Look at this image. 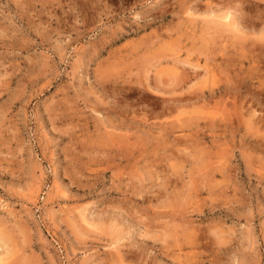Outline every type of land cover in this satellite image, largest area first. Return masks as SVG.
I'll use <instances>...</instances> for the list:
<instances>
[{"label":"rangeland","instance_id":"obj_1","mask_svg":"<svg viewBox=\"0 0 264 264\" xmlns=\"http://www.w3.org/2000/svg\"><path fill=\"white\" fill-rule=\"evenodd\" d=\"M0 264H264V0H0Z\"/></svg>","mask_w":264,"mask_h":264},{"label":"bare ground","instance_id":"obj_2","mask_svg":"<svg viewBox=\"0 0 264 264\" xmlns=\"http://www.w3.org/2000/svg\"><path fill=\"white\" fill-rule=\"evenodd\" d=\"M229 14V13H228ZM227 15V14H226ZM231 15V14H230ZM228 17V16H227ZM233 17V16H232ZM231 18V17H230ZM234 22V20H232Z\"/></svg>","mask_w":264,"mask_h":264}]
</instances>
